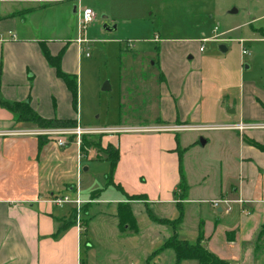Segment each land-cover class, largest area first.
Listing matches in <instances>:
<instances>
[{"label": "crops", "instance_id": "crops-1", "mask_svg": "<svg viewBox=\"0 0 264 264\" xmlns=\"http://www.w3.org/2000/svg\"><path fill=\"white\" fill-rule=\"evenodd\" d=\"M79 3L80 0H0V96L3 99L11 102L29 99L32 108L43 116L76 118L79 122L70 91L56 75L55 68L48 64L41 49V42H44L53 55L63 50L62 68L76 75L83 57V43L86 42H77L79 37L86 39L84 31L79 35ZM102 28L105 29L103 25ZM165 42L158 60L163 71L156 77L161 81V88L159 91L152 89L160 113L153 125L211 126L237 122L234 120L238 118V106L224 107L222 94L217 97L213 115H209V108H203L207 103L205 87L208 80V77H202L204 73H189L181 67L166 68L169 58L163 56V47L164 51L172 50L174 42ZM199 51L204 52L205 49ZM198 55L205 58L199 52ZM222 75L229 78L227 70L217 74L220 78ZM240 86L239 103L249 91L252 99L253 95H258L254 83L246 81ZM256 102H259L258 107L254 105L251 111L241 107L239 121H247L251 117L264 118L261 105L264 101L258 97ZM230 109H235L234 113H230ZM34 126L31 122L19 121L16 113L0 104V264H90L92 243L85 231L89 227L86 213L91 204L101 201L99 190L111 186L92 190L84 197L77 187L67 182H64V189L60 188L61 183L57 185L50 179V174L54 173L46 163L71 156L74 159L76 155L78 160L82 157H78L73 144L67 147L72 152L64 155L61 147L43 137L5 134L13 130L26 131ZM127 127L143 126L124 125L120 128ZM112 133L119 135L110 134L101 138L100 143L104 148L112 144L120 153L114 174L116 181L112 180L113 185L126 195V199L115 200V216L120 225L128 219V225L124 227L123 224V227H133L135 232H139L136 212L142 210V201L145 204L147 200L157 203L160 208L166 205L169 211L160 210L158 216H150L174 220L178 215V203L182 209L188 205L205 215L204 208L213 206L215 200H223L226 201L221 202L223 204L231 203L238 207L240 222L230 224L226 217L222 221L224 216L213 222L199 213L193 222L192 232L197 240L201 225L202 241L221 259L231 264H254L253 256L261 250L260 230L264 224V151L249 143L248 139L264 144V128L244 132L214 128L176 132L120 130ZM201 137L206 139V144H201ZM88 154L99 157L101 151L94 146L83 155ZM104 158L108 159L107 152ZM180 162L187 182L184 193L179 188ZM141 177L144 183L140 182ZM237 177L238 184L234 182ZM147 183L150 197L137 192L144 190L142 186ZM65 189L72 191L69 192L72 200H82L79 205L64 202L71 204L65 208L68 213L55 209V206H61L54 202L57 197L67 196L57 194ZM132 195H139L141 199H130ZM123 203L128 204L130 210L120 213ZM221 203L217 207L219 213L225 210ZM78 216L82 229L78 228ZM162 229L155 227L153 231L163 232ZM83 237H86L84 243ZM222 241L236 246L234 253L238 258L242 255L243 242H246L245 258L238 262L235 254L222 253L226 252L218 245ZM125 249L128 263L136 261L139 264L136 241Z\"/></svg>", "mask_w": 264, "mask_h": 264}, {"label": "rangeland", "instance_id": "rangeland-1", "mask_svg": "<svg viewBox=\"0 0 264 264\" xmlns=\"http://www.w3.org/2000/svg\"><path fill=\"white\" fill-rule=\"evenodd\" d=\"M80 2L81 10L84 6H90L96 16L85 26L83 32L86 42L83 43L80 70L76 73L77 115L83 127L108 128L107 131L110 133L82 135L80 143L82 158L78 160L75 153L74 159L70 155L68 159L46 163V167L54 173L50 174V179L57 185L61 183L62 189L65 186L64 182L77 187L82 192L80 193L82 197L90 195L92 190L111 186L99 190L101 201L91 204L86 213L89 227L85 231L92 243L89 248L90 264H130L125 248L134 241L138 245L136 258L140 261L139 264H198L191 260L177 262L176 253L172 248L157 251L174 230L178 231L179 238L194 242L196 237L192 232L193 222L199 213L213 222L224 216L222 221L227 218L230 224L239 223L238 207H235V204L221 203L225 210L220 213L214 206L204 208L203 215L197 208L185 205L182 209L178 203V215L175 219L180 216L181 219L174 223L175 226L170 227V223L156 219L160 210L169 211L166 205L160 208L157 203H150L147 200L145 204L142 201L140 206L142 210L137 211V215L133 212L134 217L138 216L140 229L139 232H135L133 227L124 228L128 221H122L120 225L119 219L115 216L117 207L115 200L126 199V195L113 185L112 180L116 181L114 178L116 167L111 170L110 160L104 158V154L106 155L104 147L101 143L98 146V150L101 151L99 157L83 154H86L89 148H93L96 142H100L101 138L110 134L119 135L112 132L123 130L120 127L124 125L149 127L156 122L160 113L158 100L154 101L155 92L153 93L152 89L159 91L161 88V81L156 77L163 71L158 60L165 41L174 42L172 50L164 51L163 47V56L169 58L166 68L170 70L181 67L189 73H204L202 77H208V80L205 87L207 103H204L203 108H209V115H213L217 97L222 94L224 107H235V104L238 106L236 115L238 118L234 120L237 122L232 123H240L241 107L248 112L254 105L258 107L259 102L254 103L258 97L264 101V0H80ZM234 10L236 11L233 12ZM65 20H68V16ZM105 22L115 28L103 29L102 25ZM220 45L226 47L225 52L221 51ZM242 46H245L249 54L242 55ZM200 47L205 51L200 52ZM198 52L205 58H201ZM212 55L214 57L208 58ZM246 65L250 67L246 68ZM226 70L229 78L217 76ZM246 81L256 85L258 95H253L252 99L249 91L247 97L239 103L240 85ZM259 109L262 111L260 107ZM252 121L264 124V118L251 117L246 122ZM33 124L34 128L29 130L36 131L38 137L51 141H54V137L66 140V146L60 148L62 154L68 155L72 152V149L67 148L72 144L77 148L78 154V143L75 138L77 134L51 133L54 130H70L74 126L40 127L36 123ZM84 141L86 142L83 144ZM140 182L144 183L142 177ZM234 182L238 184V177ZM142 189L146 192L144 190L137 192L146 193L150 197L148 183L143 185ZM69 192L72 191L65 189L57 194L60 196L64 194L72 199ZM69 205L71 204L63 203L61 207L55 206V209L67 212L65 208ZM228 206L230 213H226ZM127 210H130L128 204L122 207L123 212ZM150 214L156 216L152 217ZM155 227L163 228V232L155 233L153 231ZM83 238L82 242L86 237ZM241 241L240 239V245ZM259 242L261 250L253 256L254 264H264V233ZM243 243L245 245L246 242ZM218 245L226 251L222 253L230 256L235 254L234 244L222 241L218 242ZM244 245L241 257L238 258L235 254V260L238 262L245 258ZM131 264L138 263L135 261Z\"/></svg>", "mask_w": 264, "mask_h": 264}, {"label": "trees", "instance_id": "trees-1", "mask_svg": "<svg viewBox=\"0 0 264 264\" xmlns=\"http://www.w3.org/2000/svg\"><path fill=\"white\" fill-rule=\"evenodd\" d=\"M41 49L43 52V55L48 62L50 66L55 68L56 75L63 80L66 87L70 91L72 95V106L74 110L77 111V105H78V83H77V76L67 73L62 68V57H63V50H61L58 54L53 55L46 43L41 42ZM0 104L3 106L9 108L17 115V119L19 121H25V122H31L36 123L40 127H58V126H76L78 124V121L76 118H60L57 116L53 117H46L42 114L38 113L32 106L30 105V100H24V101H8L3 99L0 96ZM261 105L264 107V104L261 102ZM86 141L83 142V144ZM248 142L252 145L256 146L257 148L264 151V144H261L255 140L248 139ZM84 146V145H83ZM95 146H100V142H96ZM107 154L108 159L111 163V170L113 171L118 163L119 160V149L115 147L112 144H108L107 147L103 148ZM180 183L179 188L182 193L187 188V182L185 179L184 169L180 162ZM181 193V194H182ZM181 198V197H179ZM178 198V199H179ZM130 199H141L139 195H132ZM126 206V203H123L120 205V213L122 211V207ZM123 212V211H122ZM74 212V216H75ZM181 219V216L177 219L172 220H161L164 222L170 223V225L175 226L177 221ZM128 221V219H126ZM125 223V222H124ZM202 227L200 225V235L197 238L195 242H189L188 240L179 238L176 230H174V233L169 237L168 240H166L160 249H158L157 252L161 251L164 248H172L174 249L176 253L177 262H181L184 260H194L197 261L198 264H231L229 261H226L224 259H221L218 257L215 253L211 252L205 245V243L202 241L203 236L201 234ZM264 233V224L262 225V228L260 230V234Z\"/></svg>", "mask_w": 264, "mask_h": 264}, {"label": "built area", "instance_id": "built-area-1", "mask_svg": "<svg viewBox=\"0 0 264 264\" xmlns=\"http://www.w3.org/2000/svg\"><path fill=\"white\" fill-rule=\"evenodd\" d=\"M96 14L95 12L89 8V7H85L81 10V14L79 15L78 18V29H79V35H81V33L84 31L85 26L92 22L95 18ZM215 30H217V28H215ZM86 41V39L83 38H78L77 42H83ZM200 50H203V47H200ZM242 55L245 56L246 54H249V51L245 48V46H242ZM214 128H221V129H232V130H238L240 132H244L247 130H251V129H257V128H264V124H258L256 122H246V121H241L240 123H235V124H226V125H192V124H171V125H152L149 127H127L123 130H127V131H139V132H149V131H190V130H208V129H214ZM108 128H101V129H94V128H88V127H83L79 122L78 124L73 127L70 130H54L51 133L53 134H58V135H65V134H71V133H75L77 134V145H78V157H82L81 155V136L85 135V134H93V133H105V132H110L107 131ZM121 130V129H120ZM120 130H114V131H120ZM28 134V135H35L36 131H30V130H23V131H7L5 134ZM55 138V139H54ZM52 137V139H54L55 143L59 146V147H65L66 146V140L63 139L62 137ZM82 200H80L79 198H76L75 200L70 199L68 196H64V197H57L56 199H54V202L58 205L63 204L64 202H75L77 205L80 204ZM221 202H226L223 200H215L212 202V205L214 207H218L219 204ZM230 210V207L227 208V211ZM78 228L82 229V224H81V219L78 216Z\"/></svg>", "mask_w": 264, "mask_h": 264}, {"label": "water", "instance_id": "water-1", "mask_svg": "<svg viewBox=\"0 0 264 264\" xmlns=\"http://www.w3.org/2000/svg\"><path fill=\"white\" fill-rule=\"evenodd\" d=\"M236 10H234L233 12H235ZM103 27L106 29V30H109V29H111L112 27H111V25H109L108 23H104L103 24ZM220 49H221V51H226V47L224 46V45H220ZM106 84H108V83H106ZM105 88L106 89H108L107 88V86H105ZM234 111H235V109H230V113H234ZM200 142H201V144L202 145H204V144H206V139L204 138V137H201L200 138Z\"/></svg>", "mask_w": 264, "mask_h": 264}]
</instances>
